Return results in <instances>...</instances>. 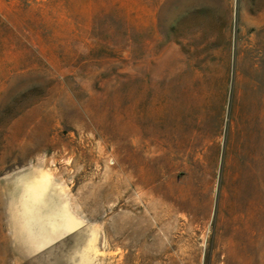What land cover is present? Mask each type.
<instances>
[{
    "label": "rangeland",
    "instance_id": "374dc122",
    "mask_svg": "<svg viewBox=\"0 0 264 264\" xmlns=\"http://www.w3.org/2000/svg\"><path fill=\"white\" fill-rule=\"evenodd\" d=\"M0 264H264V0H0Z\"/></svg>",
    "mask_w": 264,
    "mask_h": 264
}]
</instances>
